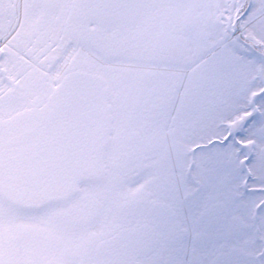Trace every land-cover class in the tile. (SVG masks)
<instances>
[{
  "label": "snow or ice",
  "instance_id": "6c2138e0",
  "mask_svg": "<svg viewBox=\"0 0 264 264\" xmlns=\"http://www.w3.org/2000/svg\"><path fill=\"white\" fill-rule=\"evenodd\" d=\"M0 264H264V0H0Z\"/></svg>",
  "mask_w": 264,
  "mask_h": 264
}]
</instances>
